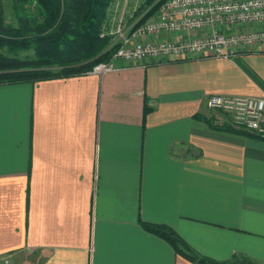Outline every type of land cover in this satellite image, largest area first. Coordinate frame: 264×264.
Wrapping results in <instances>:
<instances>
[{"label": "crops", "instance_id": "crops-1", "mask_svg": "<svg viewBox=\"0 0 264 264\" xmlns=\"http://www.w3.org/2000/svg\"><path fill=\"white\" fill-rule=\"evenodd\" d=\"M230 52L0 85V262L195 264L147 221L264 264V138L204 120L210 95L264 97V45Z\"/></svg>", "mask_w": 264, "mask_h": 264}, {"label": "built area", "instance_id": "built-area-1", "mask_svg": "<svg viewBox=\"0 0 264 264\" xmlns=\"http://www.w3.org/2000/svg\"><path fill=\"white\" fill-rule=\"evenodd\" d=\"M104 27L116 50L89 71L99 76L146 59L228 58L231 48L264 45V0H110ZM163 33L184 38L159 40ZM206 104L222 115L217 124L264 137V97L214 94Z\"/></svg>", "mask_w": 264, "mask_h": 264}, {"label": "trees", "instance_id": "trees-1", "mask_svg": "<svg viewBox=\"0 0 264 264\" xmlns=\"http://www.w3.org/2000/svg\"><path fill=\"white\" fill-rule=\"evenodd\" d=\"M110 0H12L13 21H7L5 1L0 0V85L66 78L89 73L109 61L116 46L102 35ZM149 107H145L146 118ZM204 120L214 129L264 138ZM149 232L163 238L174 250L195 264H230L195 252L169 225L141 221ZM242 264H256L247 258Z\"/></svg>", "mask_w": 264, "mask_h": 264}, {"label": "rangeland", "instance_id": "rangeland-1", "mask_svg": "<svg viewBox=\"0 0 264 264\" xmlns=\"http://www.w3.org/2000/svg\"><path fill=\"white\" fill-rule=\"evenodd\" d=\"M5 1V11H6V17H7V21L8 22H12L13 21V17H12V0H4ZM0 264H6L5 261L0 262ZM24 264H34L32 262V259L27 257L26 261Z\"/></svg>", "mask_w": 264, "mask_h": 264}]
</instances>
